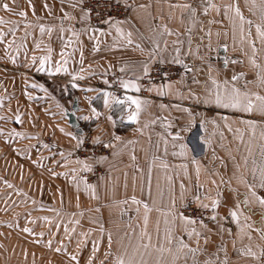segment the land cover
Instances as JSON below:
<instances>
[{
    "label": "crops",
    "instance_id": "0c3cea01",
    "mask_svg": "<svg viewBox=\"0 0 264 264\" xmlns=\"http://www.w3.org/2000/svg\"><path fill=\"white\" fill-rule=\"evenodd\" d=\"M85 1L14 8V15L41 17L15 18L13 30L21 32L0 39L7 49H0L4 140L17 143V153L25 149L19 157L35 159L23 169V207L7 214L23 226L22 238L7 235L0 264H117L121 257L133 264H264V112L214 102L217 91L233 87L264 96V36L256 28L264 30V0H125L131 18L103 24L89 20ZM159 61L184 71L143 96L132 78ZM113 73L129 84L138 112L131 99L126 107L98 87ZM75 97L85 132L92 129L111 150L105 159L73 157L83 138L66 115ZM132 113L137 119L127 123ZM95 163L104 175L82 183ZM80 184L86 196L73 188ZM189 198L211 208L212 218L185 220Z\"/></svg>",
    "mask_w": 264,
    "mask_h": 264
},
{
    "label": "built area",
    "instance_id": "2783aa9c",
    "mask_svg": "<svg viewBox=\"0 0 264 264\" xmlns=\"http://www.w3.org/2000/svg\"><path fill=\"white\" fill-rule=\"evenodd\" d=\"M85 10H91L87 13L89 20L95 24H103L113 20H128L131 18L133 4L131 1L123 0H86L83 3ZM184 71V66L180 63L173 62H156L150 70L141 78H132L133 81L141 83V95L147 96L148 87L161 82H172L180 79ZM124 77L119 73L109 74L105 79L98 82V87L104 91H110L114 94L117 101L130 106L128 94L130 93L124 85ZM0 137L3 136V125L0 118ZM100 141V140H99ZM111 153L109 147L105 144L96 142L94 133L88 130L83 133L80 146L74 150L73 157L80 160H96L99 157L108 156ZM105 169L99 163L90 165L84 173L88 182H95L104 175ZM264 196V189L261 191ZM181 213L184 216L191 217L194 222H207L212 218L211 208L201 207L196 200L189 198L181 207ZM264 260V256H263Z\"/></svg>",
    "mask_w": 264,
    "mask_h": 264
},
{
    "label": "rangeland",
    "instance_id": "374dc122",
    "mask_svg": "<svg viewBox=\"0 0 264 264\" xmlns=\"http://www.w3.org/2000/svg\"><path fill=\"white\" fill-rule=\"evenodd\" d=\"M4 3H8L10 6V9L14 8H22L24 6H33V7H40V5H51V3L47 2L45 3V0H0V17L3 18V22H0V31H3L5 40H12L15 38V34H19L21 31H15L13 30L14 27H12V23H14L15 18H40L39 15H31V16H22V15H14L13 11H9L3 7ZM82 7V5H80ZM83 8V7H82ZM51 21H55V19H51ZM2 40V39H1ZM3 49V53H7L6 48H0ZM39 47H32V50H39ZM7 66L6 63H1L0 67ZM1 118V117H0ZM5 134L3 133V136L0 137V217H5L7 219L2 220L0 218V244L1 246L5 244L7 245V235L9 236L17 234L19 232L18 224H21L18 221L12 222L13 218L17 217H11L10 215H7L8 213L11 214L13 211L16 212L18 208L23 207L21 206V202H18L19 200L25 199L26 192L24 190L23 186V169L28 164H31L34 167V158H21L19 157V154H22L25 152V149L19 151V147H17V143L13 142H6L4 140ZM47 141H51L50 137L47 138ZM103 143L102 141H100ZM104 144V143H103ZM38 173V172H37ZM39 174V173H38ZM14 177V179H13ZM38 177V176H37ZM81 182L91 183L88 182L85 179V176L82 175ZM84 181V182H83ZM35 183L39 182V178H35ZM11 186V187H10ZM33 186V185H32ZM69 188H72L71 186H68ZM73 188L79 189V193L81 197L87 195V186H73ZM11 198V199H9ZM17 199V200H14ZM14 203V204H13ZM9 216V217H6ZM9 219V220H8ZM21 230L19 232V236L22 238ZM36 239L33 241L32 245H36L38 242L39 236H35ZM22 240V239H21Z\"/></svg>",
    "mask_w": 264,
    "mask_h": 264
},
{
    "label": "snow or ice",
    "instance_id": "6c2138e0",
    "mask_svg": "<svg viewBox=\"0 0 264 264\" xmlns=\"http://www.w3.org/2000/svg\"><path fill=\"white\" fill-rule=\"evenodd\" d=\"M3 7L9 11H11L10 6L8 3H4ZM185 7H190V5H185ZM91 10H86V14L88 12H90ZM193 11H195V9H193ZM205 11H207V9H205ZM236 12L239 15L241 21H244V16L243 14L240 12V8L239 6L236 7ZM20 15L22 16H26V12H21ZM0 22H3V18L0 17ZM247 23L251 24L252 21L248 20ZM257 31L260 32V34L262 36H264V30L261 29V25L257 24L256 25ZM121 34H123L122 30H121ZM131 35L132 33L129 31L127 33V36L129 37L128 39V43L131 44L133 43V41L131 40ZM4 37V33L3 31H0V39H3ZM159 47V44H156V48ZM178 51V50H177ZM255 62V61H254ZM65 71H67V69H64ZM56 71H60L59 68L56 69ZM145 71H147V66H145ZM242 75V74H241ZM238 77L237 75H233L232 79L236 80ZM261 81L264 82V77H261ZM125 87H128L129 84L125 83L124 85ZM136 86V85H134ZM138 87V86H136ZM253 96L255 97V99H253ZM129 99L132 100L133 103L136 104V108H137V112L140 109V103L137 100V98L135 97H130ZM257 101H259V104L257 105ZM206 103L211 102L209 99L206 98L205 100ZM214 102L218 105H222L224 108H242L244 111L246 112H250L253 110L254 107L258 106L259 110L264 112V96H261L259 93H241V91L238 88L233 87V92L231 94H228L227 92H225L224 95H222L219 91H217L216 95H215V100ZM190 111V110H189ZM88 117H85V119H87ZM17 119H19V116H17ZM128 119L130 120H136L137 119V114L136 113H132L131 115H129ZM226 119V118H225ZM247 123H255L254 121H247ZM0 131H2V129H0ZM69 135H71V133H69ZM179 134H177L178 136ZM117 140L120 139V137H116ZM96 142L99 143V138H96ZM101 159H105V157H101ZM87 166V165H86ZM260 187L264 188V167H261L260 169ZM248 187L250 189H253V195H255V191H254V186L252 184H249ZM258 200L260 202L261 205H264V196H260L258 197ZM247 202V201H246ZM218 204V201L216 203L213 204V207H216ZM231 215L235 218L238 219V213L236 210H233ZM185 220L192 221L191 217H183ZM26 231H31V229H25ZM257 231H262L261 229H257ZM41 235H43V233H41ZM109 242L111 243V234H109ZM185 247H187V245H184ZM195 251V250H193ZM250 254L255 255V253H252L251 250H249ZM261 254L264 255V249L261 250ZM75 259V257H73ZM117 264H133V261L129 260V261H125L122 257L118 258L117 260Z\"/></svg>",
    "mask_w": 264,
    "mask_h": 264
},
{
    "label": "water",
    "instance_id": "95a60500",
    "mask_svg": "<svg viewBox=\"0 0 264 264\" xmlns=\"http://www.w3.org/2000/svg\"><path fill=\"white\" fill-rule=\"evenodd\" d=\"M79 110V100L77 97L74 98L72 108L66 111V115L68 117L69 124L73 127L76 133L82 134L84 132L83 127L78 120L77 112ZM134 120H130L127 118V123H133Z\"/></svg>",
    "mask_w": 264,
    "mask_h": 264
}]
</instances>
